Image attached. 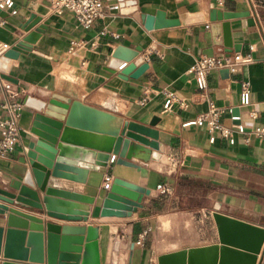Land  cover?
I'll return each instance as SVG.
<instances>
[{"label":"crops","instance_id":"obj_1","mask_svg":"<svg viewBox=\"0 0 264 264\" xmlns=\"http://www.w3.org/2000/svg\"><path fill=\"white\" fill-rule=\"evenodd\" d=\"M103 1L109 4L118 0ZM135 3L137 8L131 12L122 11L129 0L117 9H106L89 27L80 25L70 11L56 13L52 0H13L12 7L3 10L7 14L0 15V49L4 45L9 49L26 36L31 42L26 53L12 60L7 75L14 82L0 77V121L9 116L8 104L19 103L18 124L29 130L35 109L24 104L26 97L48 99L58 93L109 111L122 121L134 120L158 131L161 154L168 160L164 172L147 165L143 176L133 167L116 163L115 157L96 168L64 158L87 168L85 181L52 175L48 179L49 186L92 198V203H84L88 211L106 194V177L111 183L120 177L149 188L142 206L131 215L89 214L87 219L66 220L21 204L11 205L38 217L43 225L49 221L97 226L100 264H128L129 260L130 264H157L158 255L164 252L216 243L214 211L264 227V140L250 132L254 125H264V0ZM214 9L248 12L253 19L250 23L241 16L227 19L232 42L238 43V51L250 60L227 74L222 69L211 70L206 85L199 88L189 71L195 59L207 55L208 49H213V54L224 50L212 42L209 16ZM157 10L164 11L166 18L198 12L204 20L145 28L144 15ZM216 22L219 25L221 20ZM218 33L216 40L222 37L220 26ZM71 40L77 42L72 52ZM118 47L134 53L133 59L142 58L138 65L145 67L135 76H120L127 62L114 56ZM242 81L250 85L247 105L240 104ZM168 90L182 98L183 104L175 102L164 110ZM144 97L147 99L141 103ZM209 101L224 109L219 122L232 127L233 142L218 131L213 132L211 141L205 126L184 124L205 112ZM232 114L239 115L240 120H232ZM239 122L242 131L233 127ZM30 137V132L21 131L10 151L0 158V187L11 189L12 183L21 182L27 167L23 147ZM6 216L0 214L1 225L9 224Z\"/></svg>","mask_w":264,"mask_h":264},{"label":"water","instance_id":"obj_2","mask_svg":"<svg viewBox=\"0 0 264 264\" xmlns=\"http://www.w3.org/2000/svg\"><path fill=\"white\" fill-rule=\"evenodd\" d=\"M136 8L135 0H129V6L123 7L122 11L131 12ZM195 13L185 12L179 18H166L164 11L157 10L154 14H145L143 23L145 28L151 29L204 20ZM6 14L0 9L1 16ZM235 16L245 17L247 23L254 22L248 12L214 9L209 16L212 42L223 46L228 55L232 50L240 49L238 43L232 42L227 21ZM216 19L221 20L219 25ZM219 26L222 37L216 40ZM30 47V37L26 36L0 55L1 78L14 82L7 75L12 60ZM136 50L140 51L141 47ZM206 53L212 55L213 49ZM114 56L127 62L120 69L123 78L135 76L145 67L138 65L142 62L141 57L133 59L134 53L123 47H118ZM222 72L227 74L228 69L224 68ZM24 104L35 109L29 128L31 137L23 147L27 167L20 183H12L11 189L0 187L2 215L8 214L11 205L21 204L66 220L87 219L89 214L127 216L141 207L143 195L150 193L149 188L114 177L101 203L88 211L84 203H92V198L48 185L50 175L85 181L87 168L64 158L81 160L96 168L107 165L108 159L115 157L116 163L133 167L143 176L147 174V165L163 172L168 168V160L161 154V145L157 141L158 131L152 126L134 120L122 121L109 111L58 93H52L48 99L27 96ZM98 151L101 152L99 155ZM114 184L133 190L137 195L116 190ZM212 216L218 242L164 252L158 255L157 264H256L257 258L258 264L264 263V227L218 211L212 212ZM34 230L40 238L38 257L31 249L30 235ZM97 238L98 227L92 225H56L46 221L44 225L41 222L38 229L31 226L28 229L0 224V264H100Z\"/></svg>","mask_w":264,"mask_h":264},{"label":"built area","instance_id":"obj_3","mask_svg":"<svg viewBox=\"0 0 264 264\" xmlns=\"http://www.w3.org/2000/svg\"><path fill=\"white\" fill-rule=\"evenodd\" d=\"M124 0H118L106 4L103 0H52V7L56 13H62L64 11H70L74 14L77 21L83 27H89L96 19L102 17L106 9H117L123 4ZM222 2L223 0H218ZM13 5V0H0V9L7 10ZM77 45L75 40L70 41L69 51L72 52ZM7 45H4L0 49V54L6 50ZM250 60L248 55H245L239 51L226 54L222 49L221 51L212 55H201L195 59L193 65L189 71L192 73L197 86L203 88L206 85V77L208 73L213 69H228L229 71H235L239 64ZM9 89V84L6 85ZM250 85L248 81H242L240 85V104L247 105L250 103ZM147 97L141 100L144 103ZM175 102L183 104L182 98H180L174 91H165L164 110L170 109ZM21 104L11 103L7 105L9 112L8 118L0 121V158L4 157L10 149L13 147L21 131L28 133L29 130L22 128L18 124L19 111ZM224 112L222 107H219L214 102L209 101L208 109L205 112L200 113L194 119L184 123L193 124L197 126H205L208 132L211 133L210 140L213 141L214 131H218L221 137L227 138L230 142H233L232 127L223 125L219 122V116ZM251 115L254 117L256 114L251 111ZM232 120H240L239 115L232 114ZM233 127H236L239 131L243 130L241 123H234ZM251 134L255 137L264 140V125H254L251 128ZM113 159V157L111 158ZM1 177V174H0ZM111 179L106 177L104 187L110 188ZM7 215V214H5Z\"/></svg>","mask_w":264,"mask_h":264},{"label":"bare ground","instance_id":"obj_4","mask_svg":"<svg viewBox=\"0 0 264 264\" xmlns=\"http://www.w3.org/2000/svg\"><path fill=\"white\" fill-rule=\"evenodd\" d=\"M112 184H110V187ZM113 188L125 193H128L132 196H136L137 193L133 190L123 188L119 185L114 184ZM7 221L9 224H20V225H29L34 229H38L41 226V222L39 221V218L31 215L30 213L23 212L16 207H11L10 211L8 212ZM30 241H31V249L33 254L38 257L40 253V238L39 234L36 230H34L30 235Z\"/></svg>","mask_w":264,"mask_h":264},{"label":"rangeland","instance_id":"obj_5","mask_svg":"<svg viewBox=\"0 0 264 264\" xmlns=\"http://www.w3.org/2000/svg\"><path fill=\"white\" fill-rule=\"evenodd\" d=\"M167 228V227H166ZM162 236V235H161ZM126 255V254H125ZM122 262V260H120ZM123 261H125V259H123Z\"/></svg>","mask_w":264,"mask_h":264}]
</instances>
